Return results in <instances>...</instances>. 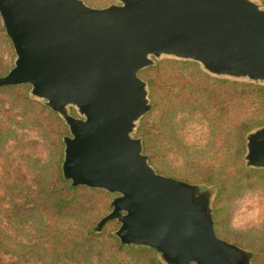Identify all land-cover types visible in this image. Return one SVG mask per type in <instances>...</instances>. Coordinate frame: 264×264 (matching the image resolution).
<instances>
[{"label": "water", "instance_id": "1", "mask_svg": "<svg viewBox=\"0 0 264 264\" xmlns=\"http://www.w3.org/2000/svg\"><path fill=\"white\" fill-rule=\"evenodd\" d=\"M0 14L16 53L0 87L31 85V97L69 125L62 172L73 186L119 194L97 231L117 220L122 244L154 248L165 264H252L250 250L217 235L214 191L157 173L133 132L152 108L139 73L154 57L264 83L259 1L0 0ZM246 140L247 166L264 169V125Z\"/></svg>", "mask_w": 264, "mask_h": 264}, {"label": "rangeland", "instance_id": "2", "mask_svg": "<svg viewBox=\"0 0 264 264\" xmlns=\"http://www.w3.org/2000/svg\"><path fill=\"white\" fill-rule=\"evenodd\" d=\"M84 1L96 8L116 2ZM257 1L264 9V0ZM15 58L0 14V77ZM154 61L139 73L147 83L155 80V86L152 93L148 83L152 108L133 136L142 138L143 153L157 173L213 190L217 235L250 250L252 264H264V177L230 181L238 168L231 161L239 147L233 122L264 118V98H236L231 105L226 92L231 86L224 80L264 83L219 78L193 60L163 56ZM22 87H0V264H157L154 254L165 264L154 248L137 245L146 249L139 255L121 250L117 220L96 230L118 193L80 185L75 195L87 201V211L68 217L57 213L53 196L70 193L58 178L70 128L44 101L31 97V85ZM22 89L29 99L20 96ZM70 113L80 116L72 106ZM246 142L245 136V153ZM243 159L247 166L245 154ZM225 179L220 193L218 182Z\"/></svg>", "mask_w": 264, "mask_h": 264}, {"label": "trees", "instance_id": "3", "mask_svg": "<svg viewBox=\"0 0 264 264\" xmlns=\"http://www.w3.org/2000/svg\"><path fill=\"white\" fill-rule=\"evenodd\" d=\"M224 81H226V83H229V85L231 86L230 89L226 91L227 97H228L227 100L229 101L228 103H230L231 105L235 103L236 98L238 99H240L241 97L247 98V96H253V95L264 98V87L263 86H259V85L252 84V83H246V82L231 81V80H224ZM148 83H149L151 92L153 93V88L155 86V80L149 79ZM12 87L23 88L22 85H12ZM19 93L21 97H25L29 99V94L27 91L22 89ZM218 99H219V96H218ZM197 100L198 99H196V101ZM31 102L38 104V102L36 101L31 100ZM39 105L41 106V108L46 110L47 108L46 106H43L41 104ZM233 125H236L238 127V130L236 131L237 132L236 135H237V140L239 142V147L231 156V161L238 168L234 170L230 181L232 182V184H234V182L238 180L247 179L248 177H252L253 175L264 177V169L250 168L245 165L244 159H243L244 154H245L246 134L250 130H252L254 127L264 125V118H257V117L245 118V119H242L240 122H237V121L233 122ZM140 131H141V128H140ZM239 160H241L240 163H239ZM58 178L65 184V188L70 190V193L69 195L65 197H62L61 194H58L57 196H53L52 205L53 207H56L57 213L68 217L75 213H79L80 211L81 212L87 211V206H86L87 201L83 203L78 199V196L75 195L77 193L78 188L81 186H72L71 180H67L64 178L63 172L60 168L58 172ZM225 181H227V179L218 182L220 193L223 192V190L226 188ZM84 187H87V186H84ZM75 210H80V211H75ZM89 232L91 234H94V232L91 230H89ZM118 245L121 250L129 254L139 255L140 253L143 252V250H146L142 248L141 246H137L134 244H131V245L122 244L120 241L118 242ZM152 250L155 252L154 249ZM152 250L150 249V251ZM152 257L154 258V261L157 264H162L156 257V254L152 255Z\"/></svg>", "mask_w": 264, "mask_h": 264}]
</instances>
